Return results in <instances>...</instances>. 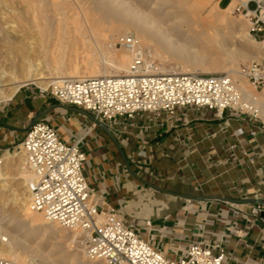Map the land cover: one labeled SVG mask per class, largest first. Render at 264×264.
<instances>
[{
    "label": "crops",
    "instance_id": "0c3cea01",
    "mask_svg": "<svg viewBox=\"0 0 264 264\" xmlns=\"http://www.w3.org/2000/svg\"><path fill=\"white\" fill-rule=\"evenodd\" d=\"M59 104L21 91L0 114V148L13 147L36 118L43 119L62 139H82L84 173L96 197L129 215L127 224L142 237L160 236L167 256L186 255L193 243L204 242L225 252L223 264H264V222L251 214L253 203L179 195L264 200V124L259 118L233 109L219 116L193 107L178 108L163 126L151 113L119 118L111 131L122 149L142 161L146 178L124 171L100 125L73 106Z\"/></svg>",
    "mask_w": 264,
    "mask_h": 264
},
{
    "label": "built area",
    "instance_id": "2783aa9c",
    "mask_svg": "<svg viewBox=\"0 0 264 264\" xmlns=\"http://www.w3.org/2000/svg\"><path fill=\"white\" fill-rule=\"evenodd\" d=\"M223 0H218L222 4ZM228 0L234 14L248 22V35L264 44V0ZM232 5V6H231ZM119 43L132 53L129 71L121 75L61 77L51 86L60 103L80 108L111 125L119 118L132 119L140 113L155 114L160 125L171 122L178 108H207L219 116L229 109L253 118L260 111L244 97L232 72H163L152 50L133 33ZM239 76L264 89V60L243 64ZM93 125H99L93 120ZM81 140L66 141L57 129L35 120L23 140L14 147L25 155L29 206L50 220L75 231L87 257L106 264H223L226 254L204 242L193 243L186 255L169 257L129 226L119 212L103 206L84 173L87 160ZM0 148V165L4 153ZM251 214L261 217L264 204L253 203ZM151 220L147 225H151ZM0 264H19L0 257Z\"/></svg>",
    "mask_w": 264,
    "mask_h": 264
},
{
    "label": "bare ground",
    "instance_id": "6f19581e",
    "mask_svg": "<svg viewBox=\"0 0 264 264\" xmlns=\"http://www.w3.org/2000/svg\"><path fill=\"white\" fill-rule=\"evenodd\" d=\"M9 1L0 0V101L12 98L19 88L28 82H34L44 88L50 83L58 81L61 77L80 78L85 76L121 75V71L127 73L131 64L132 53L122 45L117 47L116 41L120 40L124 32L129 33L130 31H134L137 34L138 39L144 46L147 45L148 48L151 46L150 49L154 51V57L156 55L174 57L182 69L178 71L176 68L170 67L171 69L167 70L165 67H161V71L163 72L229 71L233 75L238 74L239 68H237L235 60L229 57H223V53L227 52V49L223 45L224 42L218 38L220 31L218 24L224 20L222 11H229L230 7L221 8L217 3L215 8L209 10L204 15L210 0H90L80 7V12L76 10V13L79 14L78 16L74 13L72 14L76 16L73 19L68 18L67 9H62V11L58 9V12L57 10L55 11L59 16H57L59 28L57 30L60 31L64 25L65 33L69 39L68 43H71L72 46V44L76 45L81 42L88 52L83 58L84 65L82 67L77 63L66 64L63 61L66 64L64 65L61 64L62 62H56L57 64L54 65L56 70H53L55 71L53 76L55 80H48L52 76L46 75L44 70H42V64L36 60V53L39 47L33 37L36 35L32 33L33 27L28 24L29 20L26 21L23 15L18 17L17 22L14 18V21L8 19L7 11L10 7ZM25 1H27L30 7L35 8V13H38L40 8L37 7L40 5L38 4L40 0ZM56 1L58 0H46V4L47 6H53L57 4ZM236 1L234 0L232 5ZM41 9L43 10V8ZM38 18H42V21L38 22ZM38 18L35 20L36 23H33H35V26H38L37 28H43L41 32L39 29L36 31L37 34L38 30L42 34V30L45 28L46 15H41ZM47 23L48 21L46 25ZM229 23L230 25L234 24L231 20ZM46 28L49 31L48 27ZM87 32L92 36L93 42L87 39ZM35 37L38 39L37 36ZM63 40L65 41V39ZM252 40L258 41L254 38ZM38 42L41 44L40 41ZM105 43H111V49ZM61 44H63L62 41ZM62 46L64 50H68L67 47L69 44H63ZM93 47L100 54L109 56L107 63L111 67L110 71H102L98 67L96 58L90 53ZM63 48L62 51H64ZM60 54L62 55L61 52ZM64 55L66 54L64 53ZM241 56L244 57L242 54ZM57 57L59 56L57 55ZM210 58L214 62L207 66H202L203 61ZM236 80H238V86L243 92L244 97L250 100L259 109L260 114L264 116V96L259 97L260 95L258 96L250 90L243 81ZM10 153V151L4 153V163L0 165V216L4 213V210H1V206L13 205L18 213V221L14 226L9 225L4 228V223L0 218V233L5 232L8 235L6 241H3V239L0 240V257L14 260L19 264H35L26 251L23 249L19 250L18 244L20 242L25 244L23 237L21 238L18 232L15 234L12 231L14 229L19 231L25 228L27 233L33 231L34 233L51 234L57 238L61 252H65L66 256H69L68 262L64 264H106L103 260H92L88 257V259H84L85 250L82 253L79 249H67L70 251L69 253V251L64 249L65 242L71 237H74V240L77 239L76 232L55 221L46 219L42 212L30 209V196L27 185L30 174L28 171L26 172L21 169L20 161H22V158L18 159L19 162L11 160L13 156ZM10 162L18 166L16 174L21 175L20 178L23 181L19 183H25L27 185L26 190L11 187L10 179H13V177L9 170ZM5 197L6 199H4Z\"/></svg>",
    "mask_w": 264,
    "mask_h": 264
},
{
    "label": "rangeland",
    "instance_id": "374dc122",
    "mask_svg": "<svg viewBox=\"0 0 264 264\" xmlns=\"http://www.w3.org/2000/svg\"><path fill=\"white\" fill-rule=\"evenodd\" d=\"M89 1L90 0H85V1L84 0H79V1L78 0H76V1L75 0H65V1L58 0V1H56L57 2V4H56L57 7H56V5L47 6L46 0H40L38 2V4H40V5H39V7H37V8H40V10H41V11L40 10L38 11L39 14L35 13L36 12L35 8L30 7L28 5L27 1H25V0H10L9 1L10 2V7H9V10L7 11L8 19L11 20V21L12 20L14 21V19H16L15 21L17 22L18 21V17L20 15H23L26 18V21L29 20L28 24L33 27L32 28V31H33L32 33L33 34L35 33L36 35L35 34L34 35L38 37V39H36V37L33 36L34 40L36 41V43L38 45V47L39 48L41 47V49L38 48V51L36 53V58H37L36 60L42 64V66H43L42 70H44L46 75L48 74V76H52L48 80H55V77H53L54 74H55V71H53L55 69L54 68L55 64L61 63V62H62L61 64H64V65L69 64V63H77V64H79L82 67L84 65L83 58H84L85 54L88 52L81 42L77 43L76 45L72 44V46H71V43H68L69 39H68V37H67V35L65 33V26L64 25L60 29L61 32L59 30H57V28H58V20H57L58 18H57V16L58 15H57V13L55 11L57 10V12H58L59 11L58 9H61L60 11H62V9L63 10L67 9L68 18L69 19H71V18L73 19V17H76V16L79 15V14L76 13V10H79V12H80V7L82 5H85V3H88ZM227 2H228V0H223L222 4L220 5L218 0H210L208 5H207V8H206V10L204 12V15H206L209 10L215 8V5L217 3H218V5L221 8H226ZM59 3H60V5H59ZM79 3H80V6H79ZM40 6H42V7H40ZM41 8H43V10ZM46 9H48V10H46ZM28 10H29V12H27ZM73 13L76 16L75 15L73 16L72 15ZM33 15H35L36 17L33 16ZM37 15H39V16H41V15L45 16L46 15V22L48 21L47 25H46V22L44 21L45 22V28H44L45 31L42 30V34L43 35L40 33L41 29H43V28H41V27L37 28L38 26L34 25L36 23L35 20H37V18L39 17ZM33 17H35V18H33ZM222 17L224 18V20H222L218 24V29L220 30L218 38L221 41L224 42L223 45H224V47H226V49H227L226 51L227 52L229 51V53H227V52L223 53V57H226V58L229 57V58L235 60V62L237 63V68H239L243 64H248V63H250L252 61L264 60V44H263V42H261L260 39L258 41H254V40L251 41V39H253V38H251L248 35V22L245 19V17L243 15H241V14L232 13L231 12V8L229 9V11L228 10L222 11ZM28 18H30V19H28ZM80 18L82 19V17H80ZM230 20L232 22H234L233 25H230V23H229ZM39 21L41 22L42 18H38V22ZM33 22H35V23H33ZM46 27H48L49 31L46 30L47 29ZM37 29L40 30V32L38 30V34L36 32ZM43 31H44V33H43ZM220 32H221V34H220ZM57 33H58V36H57ZM129 33H133V34H135L137 36V34L134 31H130ZM59 34H60V36H59ZM123 34H126V32H124ZM86 36H87V39L90 40V42H93V38L89 34V32H87ZM63 39H65V41ZM38 41H40L41 44ZM61 41H62L63 44H69V46L67 47L68 50H66V49L64 50V48L62 46L63 44H61ZM42 43H44V44H42ZM59 45H60V47H59ZM105 45L106 46L109 45L108 46L109 49H111V47H112L111 43H107V44L105 43ZM116 46L117 47L121 46V44L119 43V40L116 41ZM145 46L147 47V45H145ZM62 48H63V50L65 52L62 51ZM41 50H42V52H41ZM57 50H58V52H57ZM69 51H70V53H69ZM60 52L62 53V55L60 54ZM152 52H154V51H152ZM64 53L66 55L63 56ZM90 53H91V55H93L94 58H96L97 63H98V67L102 71H105V70L110 71L111 70L110 65L107 63V61L109 59V56L100 54L99 51L96 48H94V47L90 50ZM241 54L244 55V57H246V58L244 59V57L241 56ZM57 55L59 57H57ZM55 57L59 58L58 59L59 61ZM50 58H51V60H50ZM155 58H156L158 64L161 67H165V69H167V70H169L171 68H176L178 71L182 70L179 62L174 57L166 56V55L165 56L156 55ZM48 59H49V61H48ZM52 59H54V60H52ZM68 60H70V61H68ZM63 61L66 64L63 63ZM81 61H82V63H81ZM213 62H214V60L212 58L206 59L205 61H203L202 66H207L209 64H212ZM52 66H53V68H52ZM199 67H201V66H199ZM52 72H54V73H52ZM112 73L115 74L114 71H112ZM121 73L122 74H126L125 71H121ZM234 76H235L236 79H239L240 81H243L250 88V90H252L255 94H257L258 96L260 95L259 97L264 96V89L257 88L249 80L239 76L238 74H235ZM52 84H53V82L50 83L49 85H47L44 88L42 86H40V85H37L34 82H28V83L22 85L19 88V90L12 96V98L0 101V114H2L3 109L7 106V104L11 103L14 100V98H16V96L18 94H20V92L23 91V90H28L29 92H32L34 95H45L47 98L54 100L55 98L51 94V86H52ZM259 119L264 124V116H262L260 114ZM40 120H43V119H40ZM111 132L115 136L114 132L113 131H111ZM23 138H24V134H21V138L18 140V142L15 143L13 145V147H11V151H10L11 153L10 154L13 156L11 158V160H14V161L16 160L17 162H19L18 159L22 158V161H20L21 162L20 165L22 166L21 169L23 171L25 170L27 172L26 164H25L24 152L22 150H20V149H18V150L14 149V147L16 145H18L23 140ZM106 142H109L111 144V146L115 149V152L118 155L119 160L122 161L124 171H127V173L129 175H134L136 177L137 176H142V177H146V178L148 177L149 178V176H147L146 173H141L140 172V169H141L140 166H142V161L140 159L132 157V155H129L124 149H122L124 154H125V156H126V159L128 160V163L131 165V168L134 171V174H133L129 170V168H128L125 160H124V157H123L121 151L119 150V148L116 146V143L114 142V140L109 135H108V137L106 136ZM17 167L18 166L15 163H11V162L9 163V170L11 172V176L13 177V179H10L11 180V187L12 188H17V189L21 188L22 190L23 189L26 190L28 184L26 185L25 183H19V182L23 181V179L20 178L21 175H17L16 174L17 173V170H16ZM164 197L173 199V197L165 195V194H164ZM4 199H6V197ZM1 208H2L1 210H4V213L2 212L3 215L0 216V218L2 219V222L4 223V228L8 227L9 225H13L14 226L15 223L18 221V219H17V214L18 213H17L16 208L13 205L4 206V207L1 206ZM119 214H120V216H122L126 220V222H130V219H129L130 216L129 215L121 214V213H119ZM258 218H259V220L261 222H264V217L263 218L258 217ZM138 227H140V226H138ZM141 227H142V225H141ZM12 231L15 234L18 232L19 236H21V238L23 237V239L25 240V244L20 242L18 244L19 250L23 249L24 251H26V253L29 255V257L33 259L35 264H64V263L68 262L69 256H66L65 252L64 253L61 252V247L58 245V239L55 238L53 235L45 234V233H36V232L34 233L33 231H31V232L29 231L30 233H27L26 232L27 230L25 228L20 229L19 231L17 229H14ZM5 234H6L5 232H1L0 233V240L3 239V241H6V238H7L8 235L7 234L5 235ZM26 234H27V236L25 237ZM154 234H155V232H153L152 235L149 234L147 237L148 238H152V239H150V240H152V242H153V240L154 241L155 240L158 241V243H156V245H153V246L163 252V245L166 244V243L163 242V241H159V239H161V237L158 236V235H154ZM73 238L74 237H71L68 241L65 242V247L66 248L64 247V249L65 250H67V249H76V250L79 249L83 253L84 252L83 246H81L77 242V240H74ZM67 251H69V250H67ZM69 253H70V251H69ZM180 256L181 255H179L178 257H180ZM84 259H88L86 254H85V252H84ZM50 261H51V263H50Z\"/></svg>",
    "mask_w": 264,
    "mask_h": 264
},
{
    "label": "water",
    "instance_id": "95a60500",
    "mask_svg": "<svg viewBox=\"0 0 264 264\" xmlns=\"http://www.w3.org/2000/svg\"><path fill=\"white\" fill-rule=\"evenodd\" d=\"M59 105H62V104H59ZM70 109H74L76 111H80L86 115H88L92 120L96 121L106 132L107 134L114 140V142L116 143V145L118 146L119 150L121 151L123 157H124V160L129 168V170L134 174V171L132 170L131 168V165L128 163V160L126 159V156L119 144V142L117 141L116 137L113 135V133L111 132L110 128L102 121H99L97 120L92 114H90L89 112L85 111V110H82L80 108H76V107H70ZM37 119V118H36ZM35 119V120H36ZM34 120V121H35ZM33 121V122H34ZM1 122V121H0ZM148 184H150L151 186L159 189V190H163L165 192H168V193H171V194H178V193H174L172 191H169V190H165V189H162L154 184H151L149 182H147ZM179 195H182L184 197H187V198H193V199H198V200H201V199H205V198H216V199H221V200H226V201H231V202H235V203H240V202H249V203H259V204H264V200H259V199H230V198H224V197H219V196H195V195H190V194H179ZM261 216L264 217V210L261 212Z\"/></svg>",
    "mask_w": 264,
    "mask_h": 264
}]
</instances>
